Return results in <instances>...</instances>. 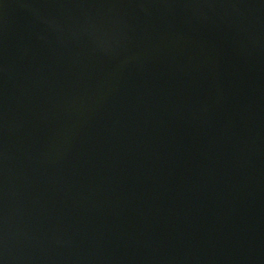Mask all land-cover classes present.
I'll return each instance as SVG.
<instances>
[{"label":"water","instance_id":"95a60500","mask_svg":"<svg viewBox=\"0 0 264 264\" xmlns=\"http://www.w3.org/2000/svg\"><path fill=\"white\" fill-rule=\"evenodd\" d=\"M3 264H264V0H3Z\"/></svg>","mask_w":264,"mask_h":264},{"label":"snow or ice","instance_id":"6c2138e0","mask_svg":"<svg viewBox=\"0 0 264 264\" xmlns=\"http://www.w3.org/2000/svg\"><path fill=\"white\" fill-rule=\"evenodd\" d=\"M2 3H3V0H0V4H2ZM0 264H3L2 260H0Z\"/></svg>","mask_w":264,"mask_h":264}]
</instances>
